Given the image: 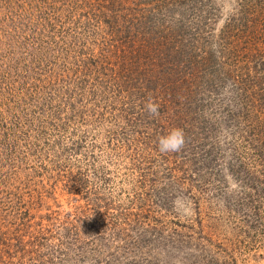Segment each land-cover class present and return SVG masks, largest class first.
Masks as SVG:
<instances>
[{"label":"rangeland","instance_id":"1","mask_svg":"<svg viewBox=\"0 0 264 264\" xmlns=\"http://www.w3.org/2000/svg\"><path fill=\"white\" fill-rule=\"evenodd\" d=\"M0 264H264V0H0Z\"/></svg>","mask_w":264,"mask_h":264},{"label":"clouds","instance_id":"2","mask_svg":"<svg viewBox=\"0 0 264 264\" xmlns=\"http://www.w3.org/2000/svg\"><path fill=\"white\" fill-rule=\"evenodd\" d=\"M151 116L159 115V105L149 101L146 105ZM185 144L184 132L182 129H173L168 135L161 136L158 140V149L161 153L178 152Z\"/></svg>","mask_w":264,"mask_h":264}]
</instances>
